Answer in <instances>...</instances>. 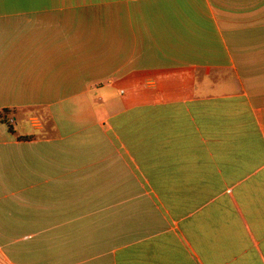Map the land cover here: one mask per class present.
<instances>
[{
    "label": "crops",
    "instance_id": "1",
    "mask_svg": "<svg viewBox=\"0 0 264 264\" xmlns=\"http://www.w3.org/2000/svg\"><path fill=\"white\" fill-rule=\"evenodd\" d=\"M0 7V264H264V0Z\"/></svg>",
    "mask_w": 264,
    "mask_h": 264
},
{
    "label": "trees",
    "instance_id": "2",
    "mask_svg": "<svg viewBox=\"0 0 264 264\" xmlns=\"http://www.w3.org/2000/svg\"><path fill=\"white\" fill-rule=\"evenodd\" d=\"M10 112L11 111H8V110L0 111V122L5 123L7 125V127H8V130L12 131V127L10 125V122L8 121V119H6V115L9 114ZM2 113L5 115V118H3L1 116ZM31 138H32L31 136H29V137H22V139H24V140H31Z\"/></svg>",
    "mask_w": 264,
    "mask_h": 264
},
{
    "label": "rangeland",
    "instance_id": "3",
    "mask_svg": "<svg viewBox=\"0 0 264 264\" xmlns=\"http://www.w3.org/2000/svg\"><path fill=\"white\" fill-rule=\"evenodd\" d=\"M0 8H2V10H3L5 7H0ZM8 8H10V7H8ZM7 11L8 10H6V9L3 10V12H7ZM30 115L32 116V113H30ZM31 126H32V124H31V122H29L28 127L31 128ZM79 146L84 148V145H79ZM61 154H62V156H65V153L61 152ZM77 161H78L77 162L78 164H84L85 159L83 158V155H79Z\"/></svg>",
    "mask_w": 264,
    "mask_h": 264
}]
</instances>
